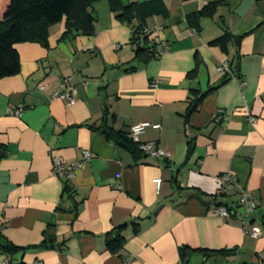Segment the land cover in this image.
<instances>
[{
	"label": "crops",
	"instance_id": "crops-1",
	"mask_svg": "<svg viewBox=\"0 0 264 264\" xmlns=\"http://www.w3.org/2000/svg\"><path fill=\"white\" fill-rule=\"evenodd\" d=\"M159 1L163 13L145 29L148 47L169 48L159 58L136 57L132 29L109 0L91 7L93 36L62 39L63 20L47 48L16 45L20 73L0 80V235L20 250L0 252V264L264 262V0H225L213 17H198L213 0ZM225 34L224 51L212 43ZM65 87L76 93L72 105L52 97ZM210 89L186 125L191 91ZM19 105L22 115H11ZM144 123L140 143L169 158L135 161L101 132ZM84 151L92 157L73 178L54 174L53 159L79 162ZM225 173L237 182L221 195ZM242 192L260 203L248 221L262 230L258 239L242 229ZM215 202L230 218L214 214ZM125 225L112 254L106 237ZM182 247L193 250L185 260Z\"/></svg>",
	"mask_w": 264,
	"mask_h": 264
},
{
	"label": "trees",
	"instance_id": "trees-1",
	"mask_svg": "<svg viewBox=\"0 0 264 264\" xmlns=\"http://www.w3.org/2000/svg\"><path fill=\"white\" fill-rule=\"evenodd\" d=\"M101 0H11L4 13L0 14V80L20 73V57L16 50V45L21 43H37L48 47V38L50 28L63 20H66V29L62 39H67L77 35L93 36L95 34V19L91 13V7L94 3ZM110 8L117 19L129 24L132 29L131 44L134 45L136 57L146 54L150 58H155V48L148 47L149 36L145 32L147 18L163 13L161 1L155 0L149 3H140L134 0H109ZM225 0H213L198 17H213ZM232 39V36L225 34L212 44L226 50V44ZM240 39L237 40L239 42ZM231 69V68H230ZM132 68L128 72L134 71ZM191 73L189 76H192ZM194 76V75H193ZM227 80V78H224ZM212 91L200 93L192 90V98L187 108L185 124L189 122L192 114L197 112L205 97ZM107 116V115H105ZM102 134L108 142H112L121 148L127 150L135 161L140 160L145 155L137 143L129 138V133L116 131L112 128L102 126ZM193 139L188 142L189 152L194 149ZM64 190L71 193L70 187L66 184ZM216 199V197H214ZM226 207L231 214L233 210L224 206L223 203H214V208ZM127 225L117 228L106 237V247L112 254H117L123 248L125 238L122 234ZM264 227V223H263ZM0 238L3 237L0 235ZM4 240V239H3ZM6 241V240H5ZM20 250L8 243L6 250L0 249V252L13 254ZM182 258L185 260L193 253L188 247L180 248ZM219 254L228 255L231 252L219 251Z\"/></svg>",
	"mask_w": 264,
	"mask_h": 264
},
{
	"label": "built area",
	"instance_id": "built-area-1",
	"mask_svg": "<svg viewBox=\"0 0 264 264\" xmlns=\"http://www.w3.org/2000/svg\"><path fill=\"white\" fill-rule=\"evenodd\" d=\"M158 30V29H156ZM159 31V30H158ZM149 33V31H145ZM168 47L163 46L159 50L155 52V57L159 58L162 57L165 53L168 52ZM219 73L222 75H230L231 69L228 63H225L219 68ZM52 97L54 99H59L64 101L67 105H72L76 101V93L71 87H65L62 91L54 92ZM23 106L19 105L18 107L14 108L11 111V115L15 117H20L22 115ZM251 121H253L251 119ZM148 123H144L138 126H135L131 129L129 133V138L139 145V149L147 156L153 158H169L170 154L160 148L157 147L155 143H140V136L144 133L145 128L148 127ZM154 129H159V125H154ZM92 155L89 151L83 152V160L79 162H72V163H65L58 159H53L52 162V169L54 174L58 178H67L71 179L74 177L76 171L82 170L84 167L85 162L91 159ZM237 179L235 175L232 173H225L220 175L217 178L218 183V192L219 194H225L233 185H235ZM156 184L158 187L161 184V180H156ZM238 206L243 209L244 216L242 220V229L246 235H250L254 239H258L262 236L263 232L260 228L251 225L248 223L251 215L260 207V203L257 199H255L252 195L242 192L239 196ZM215 215L221 218H230L231 214L227 210L226 207H217L213 209ZM261 264H264L261 263Z\"/></svg>",
	"mask_w": 264,
	"mask_h": 264
},
{
	"label": "rangeland",
	"instance_id": "rangeland-1",
	"mask_svg": "<svg viewBox=\"0 0 264 264\" xmlns=\"http://www.w3.org/2000/svg\"><path fill=\"white\" fill-rule=\"evenodd\" d=\"M11 0H0V13L8 7Z\"/></svg>",
	"mask_w": 264,
	"mask_h": 264
},
{
	"label": "water",
	"instance_id": "water-1",
	"mask_svg": "<svg viewBox=\"0 0 264 264\" xmlns=\"http://www.w3.org/2000/svg\"><path fill=\"white\" fill-rule=\"evenodd\" d=\"M8 248V244L2 238H0V249L6 250Z\"/></svg>",
	"mask_w": 264,
	"mask_h": 264
}]
</instances>
